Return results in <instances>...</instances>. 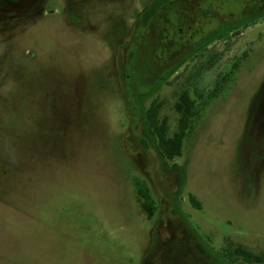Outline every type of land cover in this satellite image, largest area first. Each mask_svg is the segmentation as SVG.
Instances as JSON below:
<instances>
[{
  "label": "rangeland",
  "instance_id": "obj_1",
  "mask_svg": "<svg viewBox=\"0 0 264 264\" xmlns=\"http://www.w3.org/2000/svg\"><path fill=\"white\" fill-rule=\"evenodd\" d=\"M0 0V264H264V0Z\"/></svg>",
  "mask_w": 264,
  "mask_h": 264
},
{
  "label": "trees",
  "instance_id": "obj_2",
  "mask_svg": "<svg viewBox=\"0 0 264 264\" xmlns=\"http://www.w3.org/2000/svg\"><path fill=\"white\" fill-rule=\"evenodd\" d=\"M170 1L174 0H152L149 6L140 14L142 27H146L149 21Z\"/></svg>",
  "mask_w": 264,
  "mask_h": 264
}]
</instances>
